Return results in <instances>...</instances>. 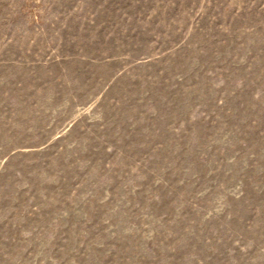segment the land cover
<instances>
[{
	"label": "rangeland",
	"instance_id": "1",
	"mask_svg": "<svg viewBox=\"0 0 264 264\" xmlns=\"http://www.w3.org/2000/svg\"><path fill=\"white\" fill-rule=\"evenodd\" d=\"M0 264H264V0H0Z\"/></svg>",
	"mask_w": 264,
	"mask_h": 264
}]
</instances>
